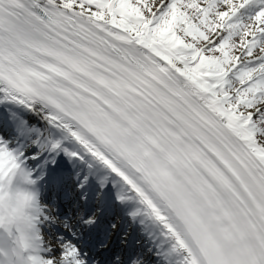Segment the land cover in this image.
I'll return each mask as SVG.
<instances>
[{
	"label": "snow or ice",
	"instance_id": "6c2138e0",
	"mask_svg": "<svg viewBox=\"0 0 264 264\" xmlns=\"http://www.w3.org/2000/svg\"><path fill=\"white\" fill-rule=\"evenodd\" d=\"M113 243L264 264V0H0V264Z\"/></svg>",
	"mask_w": 264,
	"mask_h": 264
},
{
	"label": "bare ground",
	"instance_id": "6f19581e",
	"mask_svg": "<svg viewBox=\"0 0 264 264\" xmlns=\"http://www.w3.org/2000/svg\"><path fill=\"white\" fill-rule=\"evenodd\" d=\"M114 240H115V238H114ZM116 251H119V245L117 243H113V246L110 250H107L104 253L102 251H100V253L94 252L93 256H95V257L103 256L104 260H108L109 257L112 255V253L116 252Z\"/></svg>",
	"mask_w": 264,
	"mask_h": 264
},
{
	"label": "rangeland",
	"instance_id": "374dc122",
	"mask_svg": "<svg viewBox=\"0 0 264 264\" xmlns=\"http://www.w3.org/2000/svg\"><path fill=\"white\" fill-rule=\"evenodd\" d=\"M96 259L100 261V258H96Z\"/></svg>",
	"mask_w": 264,
	"mask_h": 264
}]
</instances>
